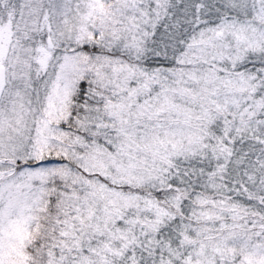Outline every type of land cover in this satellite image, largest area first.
Instances as JSON below:
<instances>
[{"label": "snow or ice", "instance_id": "6c2138e0", "mask_svg": "<svg viewBox=\"0 0 264 264\" xmlns=\"http://www.w3.org/2000/svg\"><path fill=\"white\" fill-rule=\"evenodd\" d=\"M0 264H264V0H0Z\"/></svg>", "mask_w": 264, "mask_h": 264}]
</instances>
